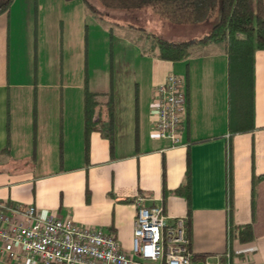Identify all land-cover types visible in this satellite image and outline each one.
<instances>
[{
  "label": "crops",
  "instance_id": "obj_1",
  "mask_svg": "<svg viewBox=\"0 0 264 264\" xmlns=\"http://www.w3.org/2000/svg\"><path fill=\"white\" fill-rule=\"evenodd\" d=\"M14 1L7 13L0 14V150L7 137L9 143L8 153L0 152V165H12L9 171L0 172V202L33 205L44 214L69 216L82 225L109 229L122 248H129L135 196L143 198L144 206H160L169 221L186 217L185 199L172 190L182 180L187 160L190 248L193 255H206L194 263L264 264V49L252 53V128L231 132L227 126V57L222 45L193 46L184 59L169 61L156 56L157 49L149 40V53H144L147 39L134 31L130 40L142 44L137 55L146 65L140 81L134 72L124 70L123 75L118 71V76L112 69L107 82L91 85L86 73L88 90L102 95L93 116L95 119L100 113V126L89 134L85 159L81 116L85 54L81 82L74 85L62 82L61 57L53 81L37 77L42 71L38 73L35 67L19 74L11 66L7 36ZM45 1L36 0L37 11L41 3L45 7ZM62 1L64 4L54 3L61 5L67 17L77 0ZM55 16L60 26L62 19L57 13ZM169 72L179 76L186 96L175 145L158 139L152 124L154 89ZM21 74L24 81H17ZM108 92L111 125L104 116ZM15 107L23 109L20 130L16 122L13 126L15 114H19ZM108 134L112 136L111 152ZM20 163L29 166L24 170L15 167ZM228 197L229 222L251 223L253 238L246 243L232 241L230 254L222 261ZM6 260L0 248V263Z\"/></svg>",
  "mask_w": 264,
  "mask_h": 264
},
{
  "label": "built area",
  "instance_id": "obj_2",
  "mask_svg": "<svg viewBox=\"0 0 264 264\" xmlns=\"http://www.w3.org/2000/svg\"><path fill=\"white\" fill-rule=\"evenodd\" d=\"M151 103L156 137L170 145L179 143L186 104L181 79L167 73L155 86ZM142 199L137 195L132 201L128 250L109 229L44 214L33 205L0 202V248L7 258L0 264H195L186 217L169 221L160 206H144Z\"/></svg>",
  "mask_w": 264,
  "mask_h": 264
},
{
  "label": "rangeland",
  "instance_id": "obj_3",
  "mask_svg": "<svg viewBox=\"0 0 264 264\" xmlns=\"http://www.w3.org/2000/svg\"><path fill=\"white\" fill-rule=\"evenodd\" d=\"M51 1L46 0L45 7L41 3L38 11L36 0L14 1L10 7V26L7 29L10 53L13 57L11 66L16 68L19 74L22 69L26 68L27 72H31L32 67H35L38 73L42 71L41 76L37 77L46 82L55 80L58 59L61 57L62 82L69 85L80 83L84 54L86 73L91 85H100L103 80L107 82L109 70L112 69L115 73L122 72L123 75L124 70H127L126 74L134 72V77L140 81L146 65L145 60L138 58L137 54L141 53L143 48L139 42L130 40V36L137 30L128 25L142 28L143 33H152L169 40L199 37L207 33L212 25L210 19L195 25L172 22L158 16L148 6L140 9L105 8L99 0H87L96 13L90 12L77 0L66 17L61 5ZM58 2L64 4L62 0ZM52 8L56 10L51 11ZM56 13L58 18L62 19L60 26L56 22ZM141 31V35L147 39L144 53H149L148 44L152 45V42L150 37L144 36ZM22 74L17 75V81H24ZM117 75L119 76L118 73ZM15 110L19 114H15L13 126L16 122L19 129L23 119L20 112L23 109L15 107ZM28 166L26 163H20L15 167L24 170ZM11 167L12 165H0V172L9 171Z\"/></svg>",
  "mask_w": 264,
  "mask_h": 264
},
{
  "label": "trees",
  "instance_id": "obj_4",
  "mask_svg": "<svg viewBox=\"0 0 264 264\" xmlns=\"http://www.w3.org/2000/svg\"><path fill=\"white\" fill-rule=\"evenodd\" d=\"M13 0H0V14L7 13ZM71 1V0H64ZM83 5L92 13L96 10L87 0H80ZM105 8L117 9H140L148 6L151 10L162 18L172 22L188 23L191 25L200 24L206 19L212 22L208 32L199 36L183 40H169L152 33H143L140 27H132L141 31L146 37H150L151 42L157 49L156 56L169 61H179L187 57L190 48L193 46H203L208 43L221 44L227 57L228 87H229V120L228 130L231 132H241L252 128V53L255 49H264V0H99ZM214 20L212 21V19ZM102 93L90 91L86 86V72L83 73L82 89V141L83 156L87 158L88 137L90 132L98 130L100 126V113L95 119L93 116L100 106L98 97ZM105 119L112 123V98L111 94L105 93ZM231 115V116H230ZM231 117V120H230ZM8 133V123H6ZM109 151L112 150V136L107 135ZM229 145L227 144V151ZM8 137L5 145L0 150L8 153ZM228 160V158H227ZM228 163H227V190H228ZM165 192L164 188L162 190ZM172 193L179 195L186 202V224H189L190 214V171L188 161L183 178ZM89 192L85 189V200L87 201ZM131 201V199L126 200ZM227 230L226 249L220 255L224 261L226 254H230L232 241L246 243L252 240L253 232L251 223L231 224L230 201L227 198ZM206 255H193L192 260L200 259Z\"/></svg>",
  "mask_w": 264,
  "mask_h": 264
}]
</instances>
